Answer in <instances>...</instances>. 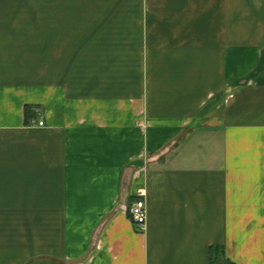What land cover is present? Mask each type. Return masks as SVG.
I'll return each mask as SVG.
<instances>
[{
  "label": "crops",
  "instance_id": "obj_1",
  "mask_svg": "<svg viewBox=\"0 0 264 264\" xmlns=\"http://www.w3.org/2000/svg\"><path fill=\"white\" fill-rule=\"evenodd\" d=\"M0 264H264V0H0Z\"/></svg>",
  "mask_w": 264,
  "mask_h": 264
},
{
  "label": "built area",
  "instance_id": "obj_2",
  "mask_svg": "<svg viewBox=\"0 0 264 264\" xmlns=\"http://www.w3.org/2000/svg\"><path fill=\"white\" fill-rule=\"evenodd\" d=\"M40 126L44 125V121H39ZM146 192L144 190L138 191V198L131 204L129 208V215L134 225L142 230L147 222V204L145 201Z\"/></svg>",
  "mask_w": 264,
  "mask_h": 264
},
{
  "label": "trees",
  "instance_id": "obj_3",
  "mask_svg": "<svg viewBox=\"0 0 264 264\" xmlns=\"http://www.w3.org/2000/svg\"><path fill=\"white\" fill-rule=\"evenodd\" d=\"M37 108L38 107L29 106V105H27L25 107V115H26L27 119H29V118H35V117L38 116V112L36 111ZM217 260H219V257L218 256L216 257V261Z\"/></svg>",
  "mask_w": 264,
  "mask_h": 264
}]
</instances>
